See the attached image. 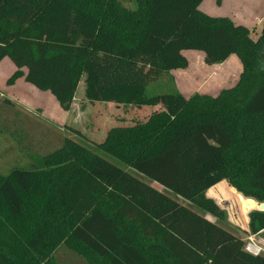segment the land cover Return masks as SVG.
Here are the masks:
<instances>
[{"label": "trees", "instance_id": "trees-1", "mask_svg": "<svg viewBox=\"0 0 264 264\" xmlns=\"http://www.w3.org/2000/svg\"><path fill=\"white\" fill-rule=\"evenodd\" d=\"M204 1L0 0V64L17 68L9 84L25 77L69 108L84 79L91 103L155 108L103 142L87 139L135 174L71 138L41 167L0 173V264H57L61 245L90 264H264L192 208L225 223L207 197L222 181L264 203V30L254 40L200 11ZM186 51L207 65L237 54L242 76L217 96L148 95L188 66ZM249 229L264 233V212H250Z\"/></svg>", "mask_w": 264, "mask_h": 264}, {"label": "rangeland", "instance_id": "rangeland-1", "mask_svg": "<svg viewBox=\"0 0 264 264\" xmlns=\"http://www.w3.org/2000/svg\"><path fill=\"white\" fill-rule=\"evenodd\" d=\"M120 2L126 8H135L134 0H120ZM199 9L209 16L229 17L237 25L247 27L254 40H257L264 30V0H205ZM185 55L188 59V66L170 71L158 81L151 83L148 86V95L177 91L187 98L197 93L217 96L223 89L235 86L244 70L243 63L237 54L226 62L216 65L205 64L204 54L199 51H186ZM16 71L17 68L9 58L1 62V174L7 175L14 168L41 167L40 160L60 149L66 138H71L135 174L125 164L110 158L104 151L88 143V140L103 142L110 128L132 125L137 120L147 119L155 108L91 103L85 98L84 79L80 82L69 108H65L50 92L37 89L28 83L25 77L9 84L8 81ZM23 71L26 73V69ZM73 130L80 134L74 133ZM20 141L22 145L18 143ZM157 187L160 189L159 185ZM161 190L175 198L169 191L162 188ZM209 195L223 199L216 202L227 212V221L223 223L217 220L218 224L244 238L247 242L251 234L245 230L248 224L247 219H249L247 213L256 207L255 202L237 194L226 183H221L209 191ZM177 198L183 204L190 205L180 197ZM241 204H244L246 216L238 211ZM192 208L206 215L210 221H216L215 217L204 214L195 207ZM256 238L261 242L264 250V233L258 234ZM54 258L57 264H90L86 258L79 256L66 245L58 248L54 253Z\"/></svg>", "mask_w": 264, "mask_h": 264}, {"label": "built area", "instance_id": "built-area-1", "mask_svg": "<svg viewBox=\"0 0 264 264\" xmlns=\"http://www.w3.org/2000/svg\"><path fill=\"white\" fill-rule=\"evenodd\" d=\"M248 239L249 240L245 245V251L253 256L262 255L264 250L260 244L261 242L256 238V236L252 235Z\"/></svg>", "mask_w": 264, "mask_h": 264}, {"label": "crops", "instance_id": "crops-1", "mask_svg": "<svg viewBox=\"0 0 264 264\" xmlns=\"http://www.w3.org/2000/svg\"><path fill=\"white\" fill-rule=\"evenodd\" d=\"M202 5V4H201ZM200 5V6H201ZM233 56V55H232ZM231 56V57H232ZM231 57L229 58V59H231ZM221 183H226V185H228V186H230V184L227 182V181H222V182H220L219 184H217L216 186H214V187H212L209 191H211L212 189H214L215 187H217L218 185H220ZM156 186V185H155ZM157 187V186H156ZM232 187V186H231ZM158 188V187H157ZM233 188V187H232ZM159 189V188H158ZM236 192H237V194H240V193H238V191L235 189V188H233ZM160 190H161V188H160ZM209 191L207 192V197L208 198H210V199H213V200H215V201H221V200H223V199H221V198H215V197H211L210 195H209ZM241 195V194H240ZM220 195H218V197H219ZM241 196H243V195H241ZM244 197V196H243ZM244 198H246V197H244ZM244 204H241V206H240V210H238L239 212H240V214L242 215H245L246 216V214H244ZM253 210H250V211H248V213H247V218H248V216H249V214H250V212H252ZM208 218V217H207ZM210 220V219H209ZM216 221H213V222H216V223H218L217 222V219H215ZM244 223V222H243ZM247 223L249 224V219H247ZM247 224V228L245 229L246 231H249V233H251V231H250V229H249V225ZM226 228V227H225ZM227 229V228H226ZM227 230H229V229H227ZM230 231V230H229ZM252 235H254V236H257V235H255V234H250V236H252Z\"/></svg>", "mask_w": 264, "mask_h": 264}, {"label": "water", "instance_id": "water-1", "mask_svg": "<svg viewBox=\"0 0 264 264\" xmlns=\"http://www.w3.org/2000/svg\"><path fill=\"white\" fill-rule=\"evenodd\" d=\"M7 103H9V102L7 101ZM247 199H251V200H253V201L255 202L256 207H254V208L252 209L253 211L259 209V211L264 212V203H261V204H260L258 201H256L255 199H252V198H247Z\"/></svg>", "mask_w": 264, "mask_h": 264}]
</instances>
